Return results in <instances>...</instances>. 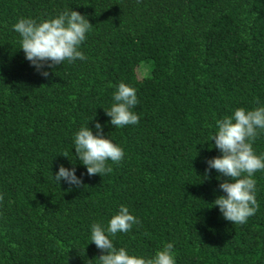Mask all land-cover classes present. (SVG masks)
<instances>
[{"label":"trees","instance_id":"obj_1","mask_svg":"<svg viewBox=\"0 0 264 264\" xmlns=\"http://www.w3.org/2000/svg\"><path fill=\"white\" fill-rule=\"evenodd\" d=\"M66 10L93 25L79 46L86 59L44 77L13 25ZM121 82L136 89L139 123L116 128L105 111ZM262 106L264 0H0V264H99L91 225L106 228L121 205L140 223L110 239L130 255L171 243L176 264H264V170L242 225L213 204L230 178L205 177L221 155L216 121ZM96 122L125 155L89 177L74 136L87 125L95 134ZM60 165L85 173L82 185L56 183Z\"/></svg>","mask_w":264,"mask_h":264},{"label":"clouds","instance_id":"obj_2","mask_svg":"<svg viewBox=\"0 0 264 264\" xmlns=\"http://www.w3.org/2000/svg\"><path fill=\"white\" fill-rule=\"evenodd\" d=\"M85 15L78 11H64L55 18L37 22L30 18H21L13 30L21 37V48L25 58L44 77L49 76L45 67L51 69L67 60L69 63L76 59H86L79 46L87 38L86 34L92 28ZM114 103L105 111L111 118L110 124L116 128L139 123V116L132 109L139 103L136 89L119 83L113 94ZM258 103V101H257ZM94 119V118H93ZM92 119V120H93ZM218 131L212 137L215 147L221 155L207 160L205 169L207 178L210 171L215 169L225 179L219 184L224 195H219L213 202L219 206L223 218L233 224H244L256 213L259 204L256 199V180L254 174L264 170V155H257L253 142L259 135L258 130L264 131V106L253 110L237 108L230 116L216 121ZM96 132L87 126H82L74 136L75 153L79 161L86 166V174L91 177L99 174L101 177L112 171V163H119L124 158V150L103 133L102 125L95 123ZM63 156L67 157V153ZM75 167L59 166L53 176L56 183L61 180L70 186L80 187L82 177L76 176ZM219 179V177H218ZM71 190V187L69 188ZM4 197L0 195V201ZM140 223L129 212L128 207L121 205L105 228L100 223L91 225V243L101 250L97 258L99 264H176L172 251L173 244H166L158 250L154 257L145 258L130 255L121 247L117 249L111 237L117 233L131 231L133 225Z\"/></svg>","mask_w":264,"mask_h":264},{"label":"rangeland","instance_id":"obj_3","mask_svg":"<svg viewBox=\"0 0 264 264\" xmlns=\"http://www.w3.org/2000/svg\"><path fill=\"white\" fill-rule=\"evenodd\" d=\"M138 74H140L139 70H138Z\"/></svg>","mask_w":264,"mask_h":264}]
</instances>
